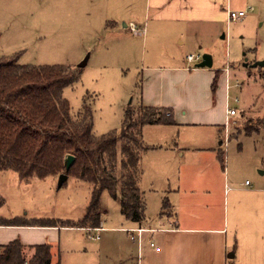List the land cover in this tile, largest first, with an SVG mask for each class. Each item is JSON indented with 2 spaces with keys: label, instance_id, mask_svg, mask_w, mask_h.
I'll return each instance as SVG.
<instances>
[{
  "label": "rangeland",
  "instance_id": "rangeland-1",
  "mask_svg": "<svg viewBox=\"0 0 264 264\" xmlns=\"http://www.w3.org/2000/svg\"><path fill=\"white\" fill-rule=\"evenodd\" d=\"M128 1L0 0V59L35 66L78 68L84 64L78 82L66 88L63 96L72 117L83 106L91 109L95 136L120 132L127 106L135 107L139 102L137 85L141 86L143 76L154 73L155 67L182 63L194 69L196 63H185V57L203 54L212 57V70L220 71L218 75L228 64L230 77L220 74L213 95L208 87L193 90L184 76L175 81L171 78L176 84L175 105L182 122L143 129L149 150L142 159L140 186L145 192L147 224L155 227L166 189L163 168L171 167L177 173L178 163L182 162L175 163L164 150L175 145H216L224 156L223 163L217 158L215 162L222 173L220 197L222 203L227 202V211L222 209V237H215L214 243L225 251L227 264H264V129L255 122L264 117V68L252 67L264 60V0H230L233 10L251 7L253 11L241 21H224L211 36L203 38L202 48L199 41L183 46L177 42L165 44L148 32L147 25V33L141 36L113 31L109 21L122 17L120 14L126 25L145 27L139 23L138 0H133L134 7L131 4L120 13ZM228 109L236 110V117H227ZM225 118L229 119L228 126L224 125ZM218 125H224L219 139ZM248 129L259 133L246 136ZM195 166L198 164L194 160L190 168ZM194 179L202 181L201 175ZM57 182L58 178L20 179L13 171H0V220L79 222L86 213L91 186L72 177L61 188ZM248 190L255 193L249 194ZM99 214L101 224L109 230L121 227L125 220L118 202L107 192L101 195ZM95 231H57L58 242L51 245L60 250L61 264H88L96 257L97 242L89 239ZM123 235L107 234L121 243ZM107 247L118 246L113 242Z\"/></svg>",
  "mask_w": 264,
  "mask_h": 264
},
{
  "label": "crops",
  "instance_id": "crops-1",
  "mask_svg": "<svg viewBox=\"0 0 264 264\" xmlns=\"http://www.w3.org/2000/svg\"><path fill=\"white\" fill-rule=\"evenodd\" d=\"M138 1L140 2L138 3V8L140 7L138 11L140 13L139 23L145 27L138 28L136 26L141 31L139 33L130 32L127 28L128 25L123 21L125 20L123 15L120 14L122 17L116 18L115 21H109L113 31L117 33L129 32L141 36L145 35L148 29V32L150 30L152 35L155 34V37H158L165 44L177 42L183 46L186 42L195 41L198 44L201 42L199 48L205 46V43L202 44V40L206 35L207 37L211 36V33L219 26L222 27L224 21L229 22L226 10H233L230 0ZM130 5L134 7L133 0H129L127 5H122L121 10H123L120 13L126 12ZM243 10L235 9L233 11ZM221 39L223 40L224 36ZM165 57L171 58L167 54ZM186 57L185 63L188 64ZM198 63L195 64L194 69L191 66L183 67L182 63L172 67H155L154 73H149L148 77L143 76L141 86L138 87L137 85L139 102L136 106L167 109L174 120L173 126L182 122L179 119V109L175 105L177 100L176 84L171 81L184 76L186 83L193 90H199L204 86V88L208 87L213 95L220 74L224 73L225 76L230 77L231 69L228 64L225 65L226 70L221 71L222 73L218 75L220 71L212 70V67L197 68ZM216 75L217 79L213 85ZM171 78L173 79L171 80ZM198 82L201 86L198 85ZM236 115L237 112L231 117H236ZM224 125L217 126L220 135L218 139L221 137ZM145 127L142 128L144 145L143 129ZM221 145L222 142L220 141L219 146ZM215 146L186 144L166 148L164 151L168 157H172L175 163L178 160L182 162L178 163L177 173H174L171 167L163 168V182L166 184V189L163 191L162 200L166 201L168 205L166 210H162L161 207L155 227L147 224L146 217L145 222L141 225L125 219L121 222V227L109 230L104 227L103 223L101 224L100 219L99 228H93L96 231L92 232L94 233L92 236H98V239L94 240L97 242L95 247L97 256L93 257L88 264H227L225 251L214 243L215 237H222L223 228L219 222L222 209L227 211V202L222 203L220 197L222 173L215 162V158H217L219 162L223 163L224 156L222 161L220 157L223 152ZM147 152L145 151L141 156V178L139 182V188L144 194L145 214V192L140 185L143 176L142 159ZM194 160L198 166L190 168ZM198 175L202 177L200 183L194 179ZM247 192L249 194L255 193L249 192V190ZM63 228L71 227L0 226V246L14 240H19L24 247L49 243L52 262L59 261L61 264L60 250L51 244L58 242L55 233ZM110 232L124 233L123 244L115 237H108L107 234ZM153 238L156 239V242ZM113 242L118 246L117 248L107 247ZM150 242L159 249L158 252L150 248ZM118 248L119 250L116 251ZM106 250L114 252L104 254L103 252Z\"/></svg>",
  "mask_w": 264,
  "mask_h": 264
},
{
  "label": "trees",
  "instance_id": "trees-1",
  "mask_svg": "<svg viewBox=\"0 0 264 264\" xmlns=\"http://www.w3.org/2000/svg\"><path fill=\"white\" fill-rule=\"evenodd\" d=\"M80 73L79 66L19 65L15 59H0V171H13L20 179L38 180L66 174L91 186L86 213L77 223L0 220V226L99 228L103 192L118 202L124 219L137 225L145 222L144 194L139 188L140 160L149 147L142 142V128L173 126L174 120L167 109L129 105L119 133L95 136L91 109L83 106L72 117L63 96L66 88L78 82ZM216 79L217 75L213 85ZM255 122L264 129V117ZM254 133L259 131H245L246 136ZM67 156L74 158L68 170ZM220 158L223 161V153ZM167 205L163 201L162 210ZM0 264L59 261L52 262L49 244L24 247L14 240L0 246Z\"/></svg>",
  "mask_w": 264,
  "mask_h": 264
},
{
  "label": "built area",
  "instance_id": "built-area-1",
  "mask_svg": "<svg viewBox=\"0 0 264 264\" xmlns=\"http://www.w3.org/2000/svg\"><path fill=\"white\" fill-rule=\"evenodd\" d=\"M253 11V8H248L247 10H243V11H233V10H230V9H227L226 12H227V20L228 21H239L241 19H243L248 12H252ZM128 30L132 33H139L141 30H139L135 25L133 24H129V26L127 27ZM188 63H198L200 60H201V56L199 55H188L186 57ZM237 100H235L236 102ZM236 113V111L234 109H228L226 111V116L227 117H231V116H234ZM228 118H226V122H225V125L228 126ZM89 239L90 240H96L98 239V236H92L90 235L89 236ZM149 246L150 248H154V250L156 252L159 251L158 248L155 247L154 243L150 242L149 243Z\"/></svg>",
  "mask_w": 264,
  "mask_h": 264
},
{
  "label": "water",
  "instance_id": "water-1",
  "mask_svg": "<svg viewBox=\"0 0 264 264\" xmlns=\"http://www.w3.org/2000/svg\"><path fill=\"white\" fill-rule=\"evenodd\" d=\"M84 64H81L79 67H83ZM197 68H211L212 67V57L209 54H203L201 56V61L196 65ZM252 67L256 68V67H260V68H264V60L262 61H258L255 62ZM74 158L72 156H67L65 159V168L66 170H68V168L70 167V165L72 164ZM67 175L66 174H61L58 177V182H57V187L61 188L62 185L66 182L67 180Z\"/></svg>",
  "mask_w": 264,
  "mask_h": 264
}]
</instances>
